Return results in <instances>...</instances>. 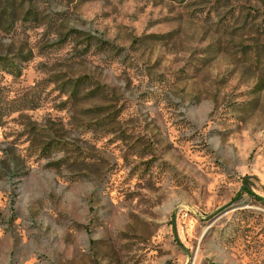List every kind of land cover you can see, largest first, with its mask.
<instances>
[{"label":"rangeland","instance_id":"1","mask_svg":"<svg viewBox=\"0 0 264 264\" xmlns=\"http://www.w3.org/2000/svg\"><path fill=\"white\" fill-rule=\"evenodd\" d=\"M0 264H264V0H0Z\"/></svg>","mask_w":264,"mask_h":264},{"label":"trees","instance_id":"2","mask_svg":"<svg viewBox=\"0 0 264 264\" xmlns=\"http://www.w3.org/2000/svg\"><path fill=\"white\" fill-rule=\"evenodd\" d=\"M0 68L2 71H5L10 75L14 74V70H16L12 62L5 63L3 59H0Z\"/></svg>","mask_w":264,"mask_h":264}]
</instances>
